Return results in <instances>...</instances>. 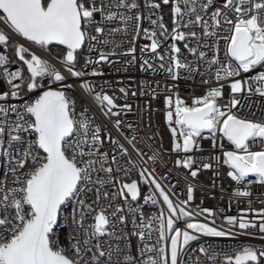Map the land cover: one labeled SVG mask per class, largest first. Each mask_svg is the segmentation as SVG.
Masks as SVG:
<instances>
[{
	"label": "snow or ice",
	"instance_id": "1",
	"mask_svg": "<svg viewBox=\"0 0 264 264\" xmlns=\"http://www.w3.org/2000/svg\"><path fill=\"white\" fill-rule=\"evenodd\" d=\"M162 3L170 5V32L161 17L151 18L155 14L151 10L161 8L156 0H143V8L150 12L148 16H142L138 0H100L99 4L96 0H0V25L4 26L0 29V46L12 45L27 72L25 75L22 67L10 71L9 57L0 54V68L9 88L0 92L3 102L0 103V157H3L0 264H185L187 246L198 240L199 235L235 234L195 219L205 213L212 216L213 212L208 208H190L194 199L191 185L187 199L174 203L153 175L154 170L138 169L139 181L126 182L125 178L136 169L130 159L127 164H121L129 156L128 149L110 134L105 135L83 113H76L74 101L65 90L73 86L63 83L66 77L54 64L31 52L24 43L14 41V37H19L41 49L53 43L65 46L60 64L70 76L83 77L86 73L75 70V64L77 50L86 41L95 42L89 47L90 52H99L95 60L88 58L86 65L112 63L110 57L117 54L131 56L135 61V41L142 33L151 43L140 51H150L160 61L156 67L145 59L140 65L142 70H163L172 80L178 79L182 72L187 73V78L196 75L216 81L234 78L229 82L233 98L223 108L217 103V98L223 95L222 84L194 97L191 105L177 93L165 96V120L172 135V151L185 154L178 156L175 164L188 169L195 178L199 168L193 167L195 161L188 153L200 147L197 138L204 131L210 133L215 148L219 133L234 146V150L222 152V163L230 168L227 176L238 185L254 176L255 181H247L249 184L264 185V119L242 118L231 111L240 104L234 94L245 88L251 93V81L258 82L255 91L264 96V71L243 81L235 78L256 70L257 66L264 67V0H223L219 7L214 0H162ZM212 8L209 23L205 15ZM97 14L101 18L99 22ZM144 19L159 29V37L171 39L164 54L158 51L162 43L157 38L158 32L142 28ZM117 20L118 27L100 26ZM220 29L228 34L221 36ZM90 30L97 35H92ZM129 32L135 33L129 41L131 46L117 53L119 43L114 37L118 33L127 36ZM221 40L225 45L223 59L218 55ZM181 41L193 60L182 58L181 48L177 46ZM190 41L196 46H190ZM103 46H111L113 51L106 52ZM91 74H98L95 68ZM209 79L201 82L208 84ZM57 82L59 87L54 86ZM80 87L94 92L87 81H82ZM120 91L126 94L124 88ZM149 91L153 97L157 95L150 85ZM35 92L39 94L34 99L24 98L26 93ZM141 94H145L143 90ZM9 98L22 102L11 103ZM94 99L107 107L105 116H119L112 111L117 107L112 97L94 93ZM122 108L131 110L128 104ZM114 125L119 129L121 121L116 119ZM105 139L113 146L111 153L104 150ZM256 144L260 146L258 151L252 150ZM219 147L223 149V144ZM136 151L142 158L140 150ZM157 158L158 154L154 153L148 159ZM214 159L221 162L220 156ZM211 167V163L202 164L203 169ZM140 182L155 186L166 211L162 209L155 216L146 217L138 203L133 207L131 202H137L141 195ZM233 194L247 197L250 191L238 188ZM118 198L122 203L117 202ZM144 201L158 203L154 195L145 196ZM129 217L133 225L131 233L125 231ZM226 221L243 230L244 235H253L247 230L257 227L264 233V209L253 220L228 216ZM179 222H184L183 228ZM62 224L68 228L63 241L59 236L64 230ZM153 231L158 233L157 244L150 245L147 241L152 239ZM129 235L137 236L142 244L137 246L135 257L128 251ZM208 251L202 245L199 248L201 253ZM207 259L215 264L216 254L208 255ZM223 264H264V248L242 246L234 255L224 254Z\"/></svg>",
	"mask_w": 264,
	"mask_h": 264
},
{
	"label": "built area",
	"instance_id": "2",
	"mask_svg": "<svg viewBox=\"0 0 264 264\" xmlns=\"http://www.w3.org/2000/svg\"><path fill=\"white\" fill-rule=\"evenodd\" d=\"M97 4L100 0H96ZM141 3L142 16H148L150 14L148 9L143 8V0H138ZM161 3V8L151 10L155 14L152 15V19L157 17L162 18V22L168 28L169 32L172 28L170 5H163L162 0H156ZM223 0H214L215 6H222ZM116 10V9H113ZM210 9L205 15V19H209L211 23ZM194 19V17H192ZM96 20H101L100 15H96ZM142 28H148L150 30L155 29L149 20L144 19L141 21ZM102 27L113 28L120 26V21L104 22L100 24ZM4 26L0 25V29ZM158 32V37L161 39V48L158 51L164 54V50L172 43L171 39L164 40L163 37H159V29H155ZM187 31V29H182ZM201 31V29H194ZM92 35H97L94 30H90ZM221 36L227 35L223 29L218 30ZM135 33L129 32L127 36L122 33L116 34L114 39L119 43V48L116 49L117 53L125 51L131 46L129 41L132 35ZM111 38V37H110ZM15 41L24 43L26 47H29L31 52L40 55L43 59H48L55 67L60 70L66 77L63 82L65 85H72V88H66L67 94L74 101V107L76 113L79 115L83 113L88 119L94 122V125H99L102 132L105 135L110 134L111 137L118 140L120 144L124 145L128 149L129 156L124 157L121 160V164H127L128 160L134 161L136 169H133L129 173V176L125 178L126 182L130 180L139 181L138 169L148 168L149 171H153V175L157 179L161 186L164 187L170 198L175 202L183 201L187 199V189L191 185L193 187V201L190 202V208L197 210L208 208L213 212L212 216H208L206 213L195 217L200 222L208 223L210 226H214L217 229L224 231H231L234 235L224 237H210L199 235V239L190 242L188 251L184 255L185 264H210L207 257L208 255L216 254L215 264H223L224 254L234 255L237 250L242 246L252 245L257 248H264V233H260L257 228H249L247 231L253 233V235L242 234L243 230H240L235 225H229L226 221V217H245L247 220H253L258 217L260 210L264 209V185L258 183L249 184L247 181H255L254 176H249L242 184H236L231 178L227 176V172L230 170L228 165L222 163V152L224 150H234V146L230 144L226 139L222 138L217 133L215 139L217 146L213 147V141L210 133L204 131L201 137L197 138V143L200 147L194 150L188 155H191L195 161L193 167L199 168L198 175L193 178L190 175L188 169L177 167L175 164L178 156L183 157L184 153H177L172 151V135L168 122L165 120L166 106L164 103L165 96H170L173 93H177L187 104L191 105L194 97L203 96L210 87H218L221 84L222 97L217 98V103L223 108L233 98L231 89L229 87V81H216L214 78L209 79L207 76L201 77L196 75L193 78H187V73L182 72L178 79L172 80L171 77L163 70L152 71L142 70L140 65L145 59H148L150 63L158 67L160 61L156 59L150 51L141 52L140 49L150 44L151 41L143 36L141 33L137 36L135 41L136 52L135 61H132L131 56H121L119 54L111 56L112 63L101 62L99 65H86L85 61L88 58L95 60L99 55L98 51H89L93 41H86L85 45H82L79 49L78 61L75 64V70L83 71L86 73L83 77H72L62 67L59 59L48 52L46 49H41L39 46L32 44L31 42H25L22 38L14 37ZM190 46H196L194 41H190ZM184 42H177V46L181 48L182 58L186 57L188 60H193L194 57L183 48ZM99 47V46H98ZM224 42L219 43V57L223 59L224 56ZM104 51H113L111 46H103ZM206 50V49H205ZM0 54L7 55L9 57L10 71H14L16 68H21L19 63L11 57V53L4 46H0ZM15 61V63H12ZM129 61H132L129 63ZM98 73L92 75L93 69ZM203 70V69H201ZM264 71V67L257 66V69L250 71L249 73H241L237 79L246 80L249 77L255 76L258 72ZM47 79L45 78V85H47ZM202 79H209L208 84L202 83ZM82 81H87L93 88L94 92L89 93L80 87ZM252 91L249 93L247 88L241 93H236L235 98L240 101V104L236 108L231 109L235 114L242 118L248 119H264V96H260L256 91V87L259 86L258 82L251 81ZM149 85L151 88H155L157 95L153 97L149 91ZM54 86L59 87V82ZM169 86L171 88L169 89ZM124 88L125 92H121L120 89ZM8 85L4 81L3 69L0 68V92L8 91ZM145 94H141V91ZM26 92V90H25ZM135 92L136 95H132ZM94 93H100L101 95L107 94L114 100L117 107L112 111L118 112L119 116H105L104 112L107 111V107L98 103L94 99ZM35 93H26L25 99H34ZM11 103H21L9 98ZM0 103H3L0 101ZM128 104L131 106V110L123 109L122 106ZM119 119L121 125L119 129L114 125V121ZM173 126H175L173 124ZM128 140H132L133 143L129 144ZM223 144V149L219 147ZM111 143L105 139L104 150L111 153ZM137 149L143 154L141 158L137 154ZM252 150H260L258 144L252 145ZM154 153L158 154V158L153 161L149 160V156ZM220 156L221 162H217L214 157ZM3 157H0V161ZM203 163H211L210 169H203ZM128 167H132L131 164ZM3 171V164L0 163V174ZM216 173H219L217 175ZM141 195L138 197L137 202H131L133 207L140 206L144 215L155 216L162 209L166 211V206L162 203V198L159 197V193L155 190V186L147 183L140 182L139 184ZM248 189L250 195L247 197L235 196V189ZM148 195H154L158 200L156 205L151 202L145 203L144 197ZM118 203L122 201L118 198ZM255 210V211H254ZM137 221H139V214H137ZM257 226L259 220L255 221ZM181 228L184 227V222H179ZM63 231L59 233L60 239L63 241L68 235V228L62 224ZM125 231L131 233L133 231V225L131 218L129 217L128 223L125 227ZM158 233L153 231L152 239L147 241L150 245L157 244ZM128 251L134 257L138 255L137 246H142L140 240L135 235L128 236ZM166 243V242H161ZM204 246L208 249V253L199 252L200 246ZM159 246V245H157ZM123 247V242H121ZM195 249V251H193ZM141 259L143 257H140Z\"/></svg>",
	"mask_w": 264,
	"mask_h": 264
},
{
	"label": "trees",
	"instance_id": "3",
	"mask_svg": "<svg viewBox=\"0 0 264 264\" xmlns=\"http://www.w3.org/2000/svg\"><path fill=\"white\" fill-rule=\"evenodd\" d=\"M46 50L50 52L52 55H54L55 57H57L58 59H60L62 55L64 54V52L66 51L65 48L58 46V45H50ZM10 53H11V56L13 57V53L11 51ZM78 55H79V51H78ZM78 55H77V61H78ZM14 57H15L14 60L17 61L21 67L23 65V62L20 61L15 55Z\"/></svg>",
	"mask_w": 264,
	"mask_h": 264
},
{
	"label": "rangeland",
	"instance_id": "4",
	"mask_svg": "<svg viewBox=\"0 0 264 264\" xmlns=\"http://www.w3.org/2000/svg\"><path fill=\"white\" fill-rule=\"evenodd\" d=\"M14 41H15V40H14ZM8 49H9V51H11V52L13 53V57H12V56H11V57L14 59V58H15V57H14V55H15L14 47H13L12 45H9V46H8ZM21 67H22L23 70L25 71V75H27L26 68H25L26 66L22 65Z\"/></svg>",
	"mask_w": 264,
	"mask_h": 264
},
{
	"label": "water",
	"instance_id": "5",
	"mask_svg": "<svg viewBox=\"0 0 264 264\" xmlns=\"http://www.w3.org/2000/svg\"><path fill=\"white\" fill-rule=\"evenodd\" d=\"M52 45H57V44L53 43ZM58 46L65 48V46H62V45H58ZM77 51H79V50H77Z\"/></svg>",
	"mask_w": 264,
	"mask_h": 264
}]
</instances>
